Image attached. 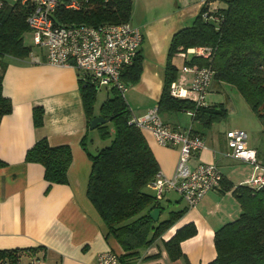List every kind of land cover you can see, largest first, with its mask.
<instances>
[{
	"label": "crops",
	"instance_id": "crops-1",
	"mask_svg": "<svg viewBox=\"0 0 264 264\" xmlns=\"http://www.w3.org/2000/svg\"><path fill=\"white\" fill-rule=\"evenodd\" d=\"M131 1L130 22L143 34L139 48L142 71L138 81L127 86L123 97L131 114L141 117L160 99L173 34L200 11L204 0ZM213 4L211 8L216 7ZM181 52L172 57L175 65L179 58L185 59ZM6 60L3 94L11 100L12 111L0 121V249L40 248L33 257L22 256L25 264H97L101 252L112 250L122 254V248L108 234L86 195L91 161L81 140L86 135L87 148L95 152L100 147L96 140L100 136L98 131L92 136V130H88L80 95V73L72 66L46 63L41 48L38 52L32 50L25 59L9 56ZM192 78L191 71L181 70L175 82L189 89ZM102 87L108 96L109 87L106 86L97 87V93ZM100 104L96 108L95 100V114H98ZM36 106L44 110L40 127L33 123V108ZM160 116L172 128L199 131L196 135L202 138L205 148L193 155L191 166L213 162L234 187L245 184L254 172L259 173L250 163L222 154L226 150L225 132L243 129L248 135V145L256 150L259 161H262L264 146L251 139L248 128L240 125L219 128L214 123L200 135L202 129L193 123L187 111L164 112ZM141 131L156 158L159 172L172 176L180 146L160 145L148 130ZM41 138H46L51 146L70 147L72 160L67 183L48 182L41 164L26 161L27 150ZM222 187L208 191L188 208L177 193L167 191L161 200L160 219L167 218L170 211L186 209L159 238L140 250V257L133 264H207L212 261L216 256L215 231L236 219L241 211L232 189L222 190ZM189 222L196 226V233L181 242L183 257L171 259L164 241Z\"/></svg>",
	"mask_w": 264,
	"mask_h": 264
},
{
	"label": "trees",
	"instance_id": "trees-1",
	"mask_svg": "<svg viewBox=\"0 0 264 264\" xmlns=\"http://www.w3.org/2000/svg\"><path fill=\"white\" fill-rule=\"evenodd\" d=\"M71 1H75L78 8L59 6L53 16L55 23L97 27L128 22L131 18V0H64ZM215 2L216 7L211 8ZM31 8V4L21 3V0L13 3L0 0V121L12 111L11 100L3 94L6 59L9 56L25 59L33 50L32 45L24 42L25 35L30 32L27 17ZM198 46L211 47V57L193 55L184 59V65L196 69L208 66L214 72L213 81L233 86L259 119L264 132V0H204L200 11L172 36L163 89L156 106L160 114L192 110L193 123L202 129V135L226 116L223 103L196 107L191 100L170 94V85L179 74L172 57ZM141 71L142 55L138 50L133 62L122 70L121 79L127 85L134 84ZM79 85L88 130L93 117L111 118L94 129L101 139L111 138L109 144L91 152L87 148V136L81 140L91 161L86 195L108 234L122 248L121 263L133 264L140 257V250L159 238L186 208L170 211L165 219H151L150 211L162 208L161 200L155 198L149 186L159 166L141 129L130 121L132 114L123 94L116 88H109L108 96L95 114L98 87L95 80L88 75L80 76ZM43 113L41 106L33 108L36 127L43 124ZM190 130L192 134L199 132L195 128ZM25 159L41 164L48 182L67 183L72 160L69 146H51L46 138H41L27 150ZM259 162L264 166V158ZM220 185L222 190L232 189L241 211L236 219L215 231L216 256L207 264H264V186L252 187L245 183L234 187L224 177ZM195 233L196 226L192 222L176 229L164 241L169 257H183L180 244ZM38 250L40 248L0 249V264H23L22 256L33 257Z\"/></svg>",
	"mask_w": 264,
	"mask_h": 264
},
{
	"label": "built area",
	"instance_id": "built-area-1",
	"mask_svg": "<svg viewBox=\"0 0 264 264\" xmlns=\"http://www.w3.org/2000/svg\"><path fill=\"white\" fill-rule=\"evenodd\" d=\"M31 4L27 24L33 44L44 50L45 62L54 66H72L80 76L88 75L97 86L113 87L122 94L127 84L121 79L122 70L133 62L139 50L143 34L141 29L130 21L119 24L62 25L54 22L57 8H78L75 1L64 0H21ZM182 57L201 56L210 58L212 48L198 46L181 52ZM183 72L191 71L193 78L189 89L181 87L175 81L170 85V94L194 102L196 107L206 106V96L213 81V70L208 67H182ZM191 116L193 111H187ZM132 123L140 129L148 130L154 139L163 146H180V154L175 172L165 176L158 172L149 186L157 200H162L167 191L177 193L188 207H193L208 191L220 186L223 178L218 166L213 163L189 164L195 153L205 148L202 138L192 134L190 128H172L166 124L158 111L152 106L141 116H131ZM225 157L250 163L258 174L246 181L252 187L264 186V166L257 158V152L248 145V135L243 129H229L225 132ZM36 264V263H31ZM97 264H122L119 254L106 250L98 256Z\"/></svg>",
	"mask_w": 264,
	"mask_h": 264
},
{
	"label": "rangeland",
	"instance_id": "rangeland-1",
	"mask_svg": "<svg viewBox=\"0 0 264 264\" xmlns=\"http://www.w3.org/2000/svg\"><path fill=\"white\" fill-rule=\"evenodd\" d=\"M8 3H13L12 1L15 0H7ZM213 5H217L215 2ZM24 42L26 44L32 45L34 52H38L39 48L33 44L32 35L28 32L25 35ZM189 56L188 58H190ZM177 65L179 67V72H181L182 67L184 65L183 60L179 58L177 60ZM222 83L221 86L218 84ZM209 94L206 96V102L208 103H223L226 108V116L221 121L217 122V127L222 128L225 126H229L231 128L235 126H243L249 129L251 139L258 140L264 146V132L261 131V123L259 119H257L256 115L251 111L247 102L244 98L240 95V93L231 85L224 83V82H215L212 81V84L209 89ZM107 94L105 92V88L102 87L99 92L97 93L96 97V108L98 105L104 101ZM216 127V128H217ZM215 126L213 127V129ZM92 136L96 134V130L91 131ZM96 136V135H95ZM97 143L100 146H104L110 143L111 138L105 137L101 139H96ZM190 164V162H189ZM22 263L25 264L26 260L22 259Z\"/></svg>",
	"mask_w": 264,
	"mask_h": 264
},
{
	"label": "water",
	"instance_id": "water-1",
	"mask_svg": "<svg viewBox=\"0 0 264 264\" xmlns=\"http://www.w3.org/2000/svg\"><path fill=\"white\" fill-rule=\"evenodd\" d=\"M111 120L110 117L105 118L103 116H95L89 121V129L93 130L95 129L98 125L107 123ZM160 215V209L156 208L150 211V217L153 221H157Z\"/></svg>",
	"mask_w": 264,
	"mask_h": 264
}]
</instances>
